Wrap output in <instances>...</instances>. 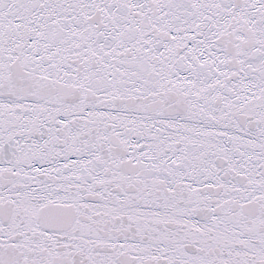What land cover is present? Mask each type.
I'll return each mask as SVG.
<instances>
[{
  "label": "snow or ice",
  "instance_id": "snow-or-ice-1",
  "mask_svg": "<svg viewBox=\"0 0 264 264\" xmlns=\"http://www.w3.org/2000/svg\"><path fill=\"white\" fill-rule=\"evenodd\" d=\"M0 264H264V0H0Z\"/></svg>",
  "mask_w": 264,
  "mask_h": 264
}]
</instances>
